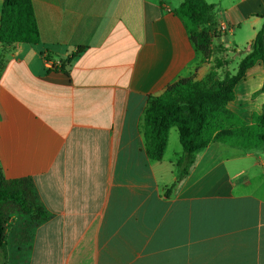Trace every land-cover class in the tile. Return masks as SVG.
<instances>
[{"label": "crops", "instance_id": "crops-1", "mask_svg": "<svg viewBox=\"0 0 264 264\" xmlns=\"http://www.w3.org/2000/svg\"><path fill=\"white\" fill-rule=\"evenodd\" d=\"M206 1L245 56L264 0ZM175 2L32 0L41 43H0V170L52 215L21 226L22 264H264V147L210 142L180 175L173 127L162 160L147 154L148 97L211 68ZM263 82L258 61L229 108L251 121Z\"/></svg>", "mask_w": 264, "mask_h": 264}, {"label": "trees", "instance_id": "trees-1", "mask_svg": "<svg viewBox=\"0 0 264 264\" xmlns=\"http://www.w3.org/2000/svg\"><path fill=\"white\" fill-rule=\"evenodd\" d=\"M213 5L206 0H183L174 13L183 21L191 43L211 68L202 80L179 79L162 93L150 95L143 115L144 138L150 159L164 157L169 132L177 127L183 154L178 160L180 175L188 172L197 151L210 142L245 150L264 147V104L260 113L246 121L229 108L235 89L246 72L258 61L264 66V24L250 51L238 62L235 72L227 69L224 53L228 48L217 36ZM0 43L38 45L40 31L32 0H4ZM4 59L0 57V68ZM264 92V82L261 89ZM14 214L24 215L34 228L52 215L39 203L32 179L6 180L0 170V253L6 260L8 225ZM3 264H7L4 262Z\"/></svg>", "mask_w": 264, "mask_h": 264}, {"label": "rangeland", "instance_id": "rangeland-1", "mask_svg": "<svg viewBox=\"0 0 264 264\" xmlns=\"http://www.w3.org/2000/svg\"><path fill=\"white\" fill-rule=\"evenodd\" d=\"M168 3H172L175 5V0H165ZM239 32V30H237ZM226 37L230 38V33H227ZM238 39H241L238 34ZM225 45V44H224ZM240 48V52L236 51V47H230L224 53L226 58V66L231 72H235L237 69L238 62L244 57L245 49L247 47L246 43L238 44ZM211 62V59H210ZM27 218L24 215L14 214L10 220V224L8 226V243L9 246L5 250L7 255L6 263L7 264H22L27 257V245L21 249H19V245L17 243L18 236L21 233V226L25 225ZM25 223V224H24ZM28 227L31 229L33 226L28 224ZM27 243V242H26ZM2 254L0 253V264H2Z\"/></svg>", "mask_w": 264, "mask_h": 264}, {"label": "built area", "instance_id": "built-area-1", "mask_svg": "<svg viewBox=\"0 0 264 264\" xmlns=\"http://www.w3.org/2000/svg\"><path fill=\"white\" fill-rule=\"evenodd\" d=\"M232 31V28L230 25L226 23H218L217 25V36H220L221 39L227 38V33H230Z\"/></svg>", "mask_w": 264, "mask_h": 264}]
</instances>
